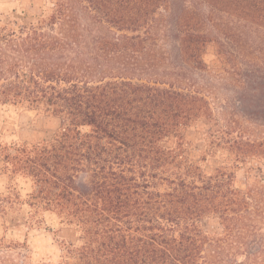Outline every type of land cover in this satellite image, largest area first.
I'll use <instances>...</instances> for the list:
<instances>
[{
	"label": "trees",
	"instance_id": "16d2710c",
	"mask_svg": "<svg viewBox=\"0 0 264 264\" xmlns=\"http://www.w3.org/2000/svg\"><path fill=\"white\" fill-rule=\"evenodd\" d=\"M42 1L0 26V105L60 127L2 171L76 240L32 263L0 239V264H264V185L236 179L264 166V0Z\"/></svg>",
	"mask_w": 264,
	"mask_h": 264
},
{
	"label": "rangeland",
	"instance_id": "374dc122",
	"mask_svg": "<svg viewBox=\"0 0 264 264\" xmlns=\"http://www.w3.org/2000/svg\"><path fill=\"white\" fill-rule=\"evenodd\" d=\"M42 3V0H0V26H3L13 10L18 14L24 10L33 15L40 13ZM206 61L210 63L211 58L206 57ZM59 127L60 121L55 117L11 105H0V196L17 203L7 210L4 219L0 218V239L5 244L25 243L32 263L57 262L62 242L75 241L76 235L71 229L60 226L54 214H36L24 204L28 200L27 194L33 190L32 185L20 175L3 172V158L6 154H15V150L25 143L49 140ZM249 127L258 138L264 139V126L249 124ZM188 140L191 143L189 152L194 156L202 149L198 134L191 132ZM210 164L217 166L220 163L219 160H213ZM236 179L237 184L244 188L247 184L264 185V166L254 163L251 169L249 166L242 167L237 170ZM208 228L214 231L217 225L211 222Z\"/></svg>",
	"mask_w": 264,
	"mask_h": 264
}]
</instances>
